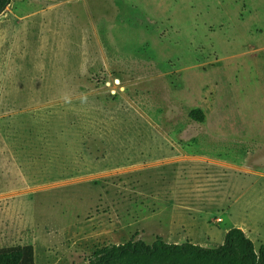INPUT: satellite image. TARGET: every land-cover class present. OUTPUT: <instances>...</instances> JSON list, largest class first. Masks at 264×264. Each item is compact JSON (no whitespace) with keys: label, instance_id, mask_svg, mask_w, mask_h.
Masks as SVG:
<instances>
[{"label":"rangeland","instance_id":"1","mask_svg":"<svg viewBox=\"0 0 264 264\" xmlns=\"http://www.w3.org/2000/svg\"><path fill=\"white\" fill-rule=\"evenodd\" d=\"M232 228L264 243V0H12L0 248L88 264L131 239L218 247Z\"/></svg>","mask_w":264,"mask_h":264},{"label":"trees","instance_id":"2","mask_svg":"<svg viewBox=\"0 0 264 264\" xmlns=\"http://www.w3.org/2000/svg\"><path fill=\"white\" fill-rule=\"evenodd\" d=\"M11 3L12 0H0V14ZM190 117L203 122L205 113L195 109ZM0 264H36L34 245L0 248ZM88 264H264V243L257 248L241 228L230 229L225 242L218 247H205L190 241L169 243L162 236L152 244L131 239L98 247Z\"/></svg>","mask_w":264,"mask_h":264}]
</instances>
